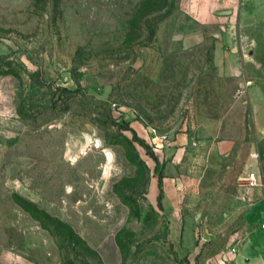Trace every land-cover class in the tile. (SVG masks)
I'll use <instances>...</instances> for the list:
<instances>
[{
	"label": "rangeland",
	"instance_id": "obj_1",
	"mask_svg": "<svg viewBox=\"0 0 264 264\" xmlns=\"http://www.w3.org/2000/svg\"><path fill=\"white\" fill-rule=\"evenodd\" d=\"M161 1L0 0V81L22 126L0 148V264H101L93 244L110 233L123 264H176L152 203L163 164L131 130L158 155L161 140L205 120L229 137L243 116L246 136L218 162L197 165L186 152L180 194L210 254L248 237L247 215L264 202V137L253 123V102L264 100V15L237 42L236 18H196L190 0L154 12ZM254 168L259 187L244 180Z\"/></svg>",
	"mask_w": 264,
	"mask_h": 264
},
{
	"label": "crops",
	"instance_id": "obj_2",
	"mask_svg": "<svg viewBox=\"0 0 264 264\" xmlns=\"http://www.w3.org/2000/svg\"><path fill=\"white\" fill-rule=\"evenodd\" d=\"M192 5L187 8L189 14L196 18L209 15L224 16L227 19L236 18L238 27L230 38L233 41H249V35L243 30L244 26L258 24L264 15V0H190ZM245 86L252 82L245 74L242 76ZM14 99L11 87L0 81V148L5 149L14 145L21 136V123L14 114ZM241 127L237 130H225L220 121L205 120L199 123L192 134H180L168 141H162L158 149V158L163 164L161 206L157 210L158 216L166 222L169 246L176 253V264H264V202L259 200L253 205L247 219L250 226L248 237L231 251L224 255L211 253L210 248L196 244V235L200 227L188 221L183 210L181 186L185 185L181 179L183 159L186 152L196 154L197 165L207 162H218L222 155H228L236 148L237 141L247 134L246 116L239 120ZM253 123L256 137H264V100L253 102ZM229 130V131H228ZM224 151H226L224 153ZM224 153V154H223ZM253 155V154H252ZM195 164V165H196ZM254 170L257 171L256 168ZM259 176L260 173L258 172ZM245 180V178H244ZM261 185L260 183L257 187ZM152 203H158L160 194L159 177L153 178L151 183ZM159 205V204H158ZM256 215L259 219L256 220ZM256 221L257 226L250 222ZM99 255L101 264H123L122 252L115 235L111 233L100 238L99 244H93ZM186 258V260H185ZM184 260V262H183Z\"/></svg>",
	"mask_w": 264,
	"mask_h": 264
},
{
	"label": "trees",
	"instance_id": "obj_3",
	"mask_svg": "<svg viewBox=\"0 0 264 264\" xmlns=\"http://www.w3.org/2000/svg\"><path fill=\"white\" fill-rule=\"evenodd\" d=\"M162 2V5H161V9H156V11H154V12H157L158 10L160 11V10H165L167 7H168V0H162L161 1ZM133 133H134V135H135V138H136V140L147 150V154L156 162V163H158L159 162V158H158V156L155 154V153H153V151H151L150 149H149V147L146 145V143L142 140V139H140V138H138L137 137V133H136V131H134V130H131ZM162 179H163V175H159V188H160V194H159V196H158V204H159V206H161V200H162V198H163V191H162ZM63 224V223H62ZM64 226H66L70 231H72V232H74V230L72 229V227L71 226H69V225H65V224H63ZM45 229H48L47 227H44ZM53 236H54V233L51 231V230H48ZM56 237V236H55ZM95 254L99 257V255H98V253L95 251Z\"/></svg>",
	"mask_w": 264,
	"mask_h": 264
},
{
	"label": "built area",
	"instance_id": "obj_4",
	"mask_svg": "<svg viewBox=\"0 0 264 264\" xmlns=\"http://www.w3.org/2000/svg\"><path fill=\"white\" fill-rule=\"evenodd\" d=\"M162 139L166 140L167 136H162ZM252 157L255 158V159H258L259 154L258 153H254L252 155ZM245 181L248 182L249 186L256 187L260 183V176H259V174H258V172L256 170H253V171H251V172H249L247 174V176L245 177ZM263 227H264V225H263ZM236 250L237 249L235 248L233 251L236 252Z\"/></svg>",
	"mask_w": 264,
	"mask_h": 264
},
{
	"label": "water",
	"instance_id": "obj_5",
	"mask_svg": "<svg viewBox=\"0 0 264 264\" xmlns=\"http://www.w3.org/2000/svg\"><path fill=\"white\" fill-rule=\"evenodd\" d=\"M87 139H89V137H87ZM97 145L102 146V142L100 140H97ZM106 154L108 155L109 158V164H111L114 161V153L110 150H106Z\"/></svg>",
	"mask_w": 264,
	"mask_h": 264
},
{
	"label": "bare ground",
	"instance_id": "obj_6",
	"mask_svg": "<svg viewBox=\"0 0 264 264\" xmlns=\"http://www.w3.org/2000/svg\"><path fill=\"white\" fill-rule=\"evenodd\" d=\"M108 151V150H107Z\"/></svg>",
	"mask_w": 264,
	"mask_h": 264
}]
</instances>
